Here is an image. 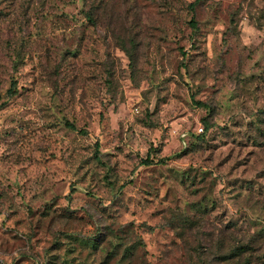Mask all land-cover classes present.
I'll return each mask as SVG.
<instances>
[{"label": "rangeland", "instance_id": "obj_1", "mask_svg": "<svg viewBox=\"0 0 264 264\" xmlns=\"http://www.w3.org/2000/svg\"><path fill=\"white\" fill-rule=\"evenodd\" d=\"M0 264H264V0H0Z\"/></svg>", "mask_w": 264, "mask_h": 264}, {"label": "trees", "instance_id": "obj_2", "mask_svg": "<svg viewBox=\"0 0 264 264\" xmlns=\"http://www.w3.org/2000/svg\"><path fill=\"white\" fill-rule=\"evenodd\" d=\"M191 25H192V26L194 25V23H193L192 21H191ZM94 146H95V148H96V146H97V143H96V142L94 143ZM143 163L147 164V163H149V161L145 160V162H143Z\"/></svg>", "mask_w": 264, "mask_h": 264}, {"label": "built area", "instance_id": "obj_3", "mask_svg": "<svg viewBox=\"0 0 264 264\" xmlns=\"http://www.w3.org/2000/svg\"><path fill=\"white\" fill-rule=\"evenodd\" d=\"M199 130H201V128H199Z\"/></svg>", "mask_w": 264, "mask_h": 264}]
</instances>
